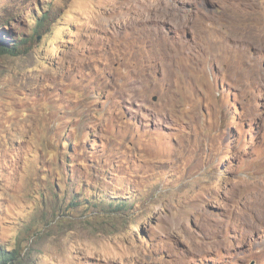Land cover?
Returning a JSON list of instances; mask_svg holds the SVG:
<instances>
[{
	"label": "rangeland",
	"instance_id": "1",
	"mask_svg": "<svg viewBox=\"0 0 264 264\" xmlns=\"http://www.w3.org/2000/svg\"><path fill=\"white\" fill-rule=\"evenodd\" d=\"M1 31L31 40L0 51V250L264 264V0H0Z\"/></svg>",
	"mask_w": 264,
	"mask_h": 264
},
{
	"label": "trees",
	"instance_id": "2",
	"mask_svg": "<svg viewBox=\"0 0 264 264\" xmlns=\"http://www.w3.org/2000/svg\"><path fill=\"white\" fill-rule=\"evenodd\" d=\"M47 7V4L43 6L45 9ZM42 8L39 7V10ZM46 10V9H45ZM33 23H35L36 29H39L41 27H44L48 21V17L46 14H42L40 16H33L32 17ZM8 36H14L13 38H2L4 36L3 32H0V51H4L5 53L14 54L16 52H19L21 47H23L24 44H28L31 40V37L24 36V33L21 32L19 36H21V39L17 38L16 35L11 34L8 32ZM16 36V37H15ZM124 205V204H123ZM19 252L13 250L12 252L2 251L0 250V264H19Z\"/></svg>",
	"mask_w": 264,
	"mask_h": 264
},
{
	"label": "bare ground",
	"instance_id": "3",
	"mask_svg": "<svg viewBox=\"0 0 264 264\" xmlns=\"http://www.w3.org/2000/svg\"><path fill=\"white\" fill-rule=\"evenodd\" d=\"M0 36H2V35H0Z\"/></svg>",
	"mask_w": 264,
	"mask_h": 264
}]
</instances>
